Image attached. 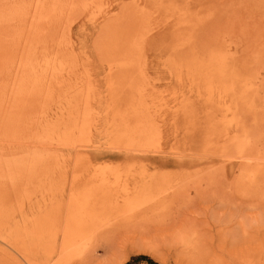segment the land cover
<instances>
[{
	"label": "rangeland",
	"instance_id": "rangeland-1",
	"mask_svg": "<svg viewBox=\"0 0 264 264\" xmlns=\"http://www.w3.org/2000/svg\"><path fill=\"white\" fill-rule=\"evenodd\" d=\"M264 264V0H0V264Z\"/></svg>",
	"mask_w": 264,
	"mask_h": 264
},
{
	"label": "trees",
	"instance_id": "trees-1",
	"mask_svg": "<svg viewBox=\"0 0 264 264\" xmlns=\"http://www.w3.org/2000/svg\"><path fill=\"white\" fill-rule=\"evenodd\" d=\"M133 261H138L139 259H143L147 262V264H156L154 261H152L150 258L144 256V255H139L136 257L131 258ZM128 264V263H126Z\"/></svg>",
	"mask_w": 264,
	"mask_h": 264
}]
</instances>
